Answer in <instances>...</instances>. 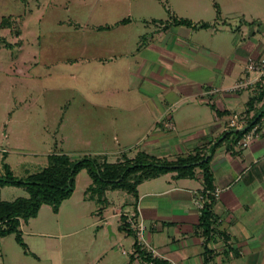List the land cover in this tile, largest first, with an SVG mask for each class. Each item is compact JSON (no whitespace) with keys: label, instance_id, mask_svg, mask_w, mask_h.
Wrapping results in <instances>:
<instances>
[{"label":"crops","instance_id":"0c3cea01","mask_svg":"<svg viewBox=\"0 0 264 264\" xmlns=\"http://www.w3.org/2000/svg\"><path fill=\"white\" fill-rule=\"evenodd\" d=\"M126 2L127 16L108 28L96 26L100 31L131 25L138 35L129 46L118 44L107 58L125 71L124 78L113 75L112 89H93L119 95L108 106L115 111L111 125L123 129L113 134L118 147L109 153L114 161L139 152L168 161L205 156L211 187L220 188L210 209L213 231L201 233V209L194 202L197 192L208 187L199 165L192 176L168 171L143 180L138 197L127 192L132 200L120 205L107 199L111 190L102 202L90 196V180L79 201L72 194L57 212L43 204L36 217L21 220L26 251L20 247L7 253L1 243L11 234L1 237L0 263L145 264L134 234L121 228L118 215L137 209L144 223L142 246L169 264H264V84L260 91L226 90L243 77L249 57L264 58V0H138V10L134 0ZM180 19L192 25L177 23ZM204 22L208 25L199 26ZM214 88L220 90L210 93ZM232 113L242 114L243 127L261 115L258 135L245 148L235 145L228 127ZM94 154L109 159L105 150ZM2 155L0 167L6 152ZM3 188L0 196L6 200ZM93 200L103 207L91 210ZM43 210L47 215L38 219Z\"/></svg>","mask_w":264,"mask_h":264},{"label":"rangeland","instance_id":"374dc122","mask_svg":"<svg viewBox=\"0 0 264 264\" xmlns=\"http://www.w3.org/2000/svg\"><path fill=\"white\" fill-rule=\"evenodd\" d=\"M138 7L134 0V10ZM128 8L126 0H0V22L15 15L22 31L17 36L0 28V36L12 43L10 48L0 46V153L6 152L3 161L14 175L39 171L54 151L79 158L105 150L114 161L109 152L118 145L112 136L123 128L111 125L115 111L108 105L116 104L119 95L93 89H112L113 75L124 78L125 71L107 58L118 44L129 46L128 40L138 35L131 25L100 31L96 26L127 16ZM95 55L105 60L99 62L91 57ZM90 180L85 169L78 173L74 200L82 198ZM27 195L21 186L4 185L2 191L6 200ZM106 196L117 205L132 200L125 190H111ZM90 205L91 210L103 207L97 200ZM42 213L38 219L47 215ZM1 246L7 253L21 249L14 234Z\"/></svg>","mask_w":264,"mask_h":264},{"label":"trees","instance_id":"16d2710c","mask_svg":"<svg viewBox=\"0 0 264 264\" xmlns=\"http://www.w3.org/2000/svg\"><path fill=\"white\" fill-rule=\"evenodd\" d=\"M18 20L15 15L4 17L0 22V28H9L11 33L19 36L22 31L19 28ZM124 21L126 20L123 19L120 22ZM176 22L192 25V22L187 19H180ZM206 25L208 23L205 22L199 24V26ZM108 27L106 25L98 28ZM21 41L19 38L16 44L20 45ZM0 44L7 48L12 47V43L3 36H0ZM260 97L264 98V90L260 93ZM260 116L257 117V114H255L250 117L247 121V126L237 130L235 133L241 135L252 124L257 123ZM3 157L4 154L2 155ZM47 158L48 161L44 167L25 177L14 175L8 163L3 161L4 159L0 167V188L4 185H12L25 187L28 191L27 196H19L13 200H3L0 196V238L14 234L16 241L25 251L27 246L22 238L21 220L28 221L30 218L36 217L43 204H49L52 210L57 212L62 201L73 194L76 176L83 169L87 171L91 178V183L87 186L86 192L90 196H96L99 201L105 199L107 190L115 189L125 190L137 198V186L143 180L168 171H176V177L192 176L196 165L202 168L204 180L208 186L204 190L213 189L211 187L212 173L208 164L209 159H206L205 156H189L185 159L179 158L176 161H168L139 152L134 157L122 154L117 161L110 162L105 154H84L79 158H72L68 153L54 151L49 153ZM199 161L201 162L195 163ZM214 200L212 199L211 202L205 203L201 209L200 228L201 233L204 235H209L213 231L211 227L214 222V215L210 209ZM121 217V228L130 234H134L126 222L125 216L122 215ZM135 249L141 255L145 264H169L164 259L152 256L150 252L138 243L137 239L135 241Z\"/></svg>","mask_w":264,"mask_h":264},{"label":"built area","instance_id":"2783aa9c","mask_svg":"<svg viewBox=\"0 0 264 264\" xmlns=\"http://www.w3.org/2000/svg\"><path fill=\"white\" fill-rule=\"evenodd\" d=\"M264 84V58L257 59L254 57H249L245 65V74L243 77L237 79L229 87L226 88L227 91L235 92L238 90L245 89H256L260 91L262 85ZM220 90V88H214L209 91L213 93ZM245 120L242 114L232 113L228 118V127L235 133L237 130L243 128ZM168 126L174 128V125L169 121ZM234 135V143L239 148H245L249 146L251 140L258 135V124H252L247 130H245L241 135ZM220 194V188L215 187L212 190H201L197 192L194 198V202L199 209H202L205 203L211 202L212 199L218 198ZM119 216L124 215L126 222L132 229L138 243L144 244V223L139 216L137 209L123 210L118 213ZM151 264V263H149Z\"/></svg>","mask_w":264,"mask_h":264},{"label":"water","instance_id":"95a60500","mask_svg":"<svg viewBox=\"0 0 264 264\" xmlns=\"http://www.w3.org/2000/svg\"><path fill=\"white\" fill-rule=\"evenodd\" d=\"M262 25V24H261ZM264 25H262V28H263Z\"/></svg>","mask_w":264,"mask_h":264}]
</instances>
